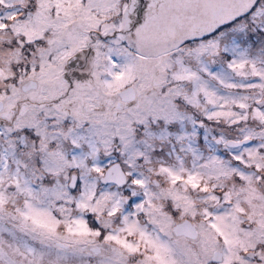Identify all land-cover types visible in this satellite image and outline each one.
I'll list each match as a JSON object with an SVG mask.
<instances>
[{"label": "snow or ice", "instance_id": "obj_1", "mask_svg": "<svg viewBox=\"0 0 264 264\" xmlns=\"http://www.w3.org/2000/svg\"><path fill=\"white\" fill-rule=\"evenodd\" d=\"M0 264H264V0H0Z\"/></svg>", "mask_w": 264, "mask_h": 264}]
</instances>
